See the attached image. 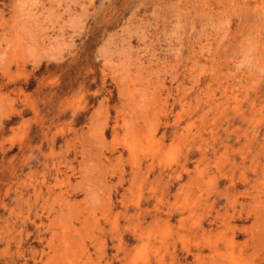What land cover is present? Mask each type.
Instances as JSON below:
<instances>
[{
    "label": "rangeland",
    "instance_id": "rangeland-1",
    "mask_svg": "<svg viewBox=\"0 0 264 264\" xmlns=\"http://www.w3.org/2000/svg\"><path fill=\"white\" fill-rule=\"evenodd\" d=\"M0 264H264V0H0Z\"/></svg>",
    "mask_w": 264,
    "mask_h": 264
}]
</instances>
